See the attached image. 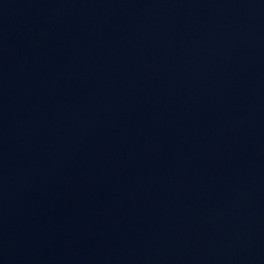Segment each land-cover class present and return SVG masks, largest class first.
I'll list each match as a JSON object with an SVG mask.
<instances>
[{"label": "water", "instance_id": "1", "mask_svg": "<svg viewBox=\"0 0 264 264\" xmlns=\"http://www.w3.org/2000/svg\"><path fill=\"white\" fill-rule=\"evenodd\" d=\"M0 264H264V0H0Z\"/></svg>", "mask_w": 264, "mask_h": 264}]
</instances>
